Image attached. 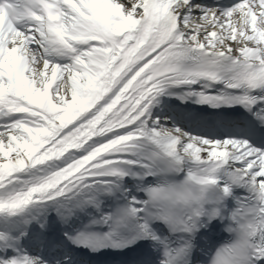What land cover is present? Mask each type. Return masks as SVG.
Here are the masks:
<instances>
[{"label": "snow or ice", "instance_id": "obj_1", "mask_svg": "<svg viewBox=\"0 0 264 264\" xmlns=\"http://www.w3.org/2000/svg\"><path fill=\"white\" fill-rule=\"evenodd\" d=\"M165 93L264 123V0H0V264H264V129L161 124Z\"/></svg>", "mask_w": 264, "mask_h": 264}, {"label": "bare ground", "instance_id": "obj_2", "mask_svg": "<svg viewBox=\"0 0 264 264\" xmlns=\"http://www.w3.org/2000/svg\"><path fill=\"white\" fill-rule=\"evenodd\" d=\"M159 108H160V109H165L166 106L160 104V107H159ZM152 116H153L154 119H155V118H158L161 124H166V121H165V120H166V114H165V113L162 114V115H160V114L155 113L154 111H152ZM80 154H82V153H80ZM28 250H29L30 252H32L33 255H35V254H34V252H35V251H34V248L29 247Z\"/></svg>", "mask_w": 264, "mask_h": 264}]
</instances>
